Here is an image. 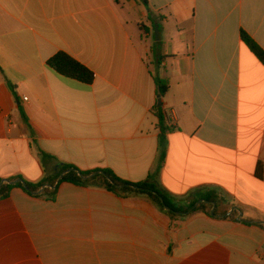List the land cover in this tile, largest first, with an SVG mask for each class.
I'll return each instance as SVG.
<instances>
[{
    "label": "crops",
    "instance_id": "crops-1",
    "mask_svg": "<svg viewBox=\"0 0 264 264\" xmlns=\"http://www.w3.org/2000/svg\"><path fill=\"white\" fill-rule=\"evenodd\" d=\"M145 1L0 0V179L109 170L179 210L209 195L215 215L96 184L13 187L0 264H264V65L240 37L264 51V0ZM59 52L93 83L49 70ZM158 108L177 115L163 160Z\"/></svg>",
    "mask_w": 264,
    "mask_h": 264
},
{
    "label": "trees",
    "instance_id": "trees-1",
    "mask_svg": "<svg viewBox=\"0 0 264 264\" xmlns=\"http://www.w3.org/2000/svg\"><path fill=\"white\" fill-rule=\"evenodd\" d=\"M147 8L145 0H141ZM116 3L119 0H115ZM148 19L152 22L151 16L148 12ZM242 42L248 47V49L256 56V58L264 65V51L243 31L240 33ZM46 67L56 73L57 75L76 81L84 85H91L94 81V74L84 65L80 64L66 53L59 52L52 56L47 62ZM155 83L158 89L159 97H164L169 89V85L166 81L155 79ZM165 110L162 108L157 109V117L159 120V127L161 131L160 135V160L164 159V143L163 134L170 132L173 128L167 125L165 120ZM42 160L48 159L50 156L40 151ZM64 175L59 181L56 179L53 181L43 180L37 184H33L23 180L20 176L9 178L7 180L0 179V200L8 197L13 187L23 188L30 195H41L46 198L53 199L57 190V187L63 183H72L74 185H89L96 184L100 187L118 195H140L146 196L158 207L167 212L171 217H176L180 214H191L196 211H203L211 216L215 215V210H212L215 201L213 197L209 195H202L201 200L203 202L196 206V202L186 208V210H179L174 207L165 197L157 191L155 184L150 179L143 183H130L117 178L109 170H94V171H81L74 166L65 165Z\"/></svg>",
    "mask_w": 264,
    "mask_h": 264
},
{
    "label": "built area",
    "instance_id": "built-area-1",
    "mask_svg": "<svg viewBox=\"0 0 264 264\" xmlns=\"http://www.w3.org/2000/svg\"><path fill=\"white\" fill-rule=\"evenodd\" d=\"M24 101H26V98H23ZM165 113V120L167 122V125L171 128H174L176 121H177V115L174 109H166L164 111Z\"/></svg>",
    "mask_w": 264,
    "mask_h": 264
},
{
    "label": "water",
    "instance_id": "water-1",
    "mask_svg": "<svg viewBox=\"0 0 264 264\" xmlns=\"http://www.w3.org/2000/svg\"><path fill=\"white\" fill-rule=\"evenodd\" d=\"M157 33H158V26L156 25L155 26V36H156V38H157ZM158 105L160 106L161 105V101L159 100L158 101ZM5 181V180H4Z\"/></svg>",
    "mask_w": 264,
    "mask_h": 264
},
{
    "label": "rangeland",
    "instance_id": "rangeland-1",
    "mask_svg": "<svg viewBox=\"0 0 264 264\" xmlns=\"http://www.w3.org/2000/svg\"><path fill=\"white\" fill-rule=\"evenodd\" d=\"M152 38H154V41H153V39H152L151 41H152V42H155V41H156L155 32H154V37H152Z\"/></svg>",
    "mask_w": 264,
    "mask_h": 264
}]
</instances>
